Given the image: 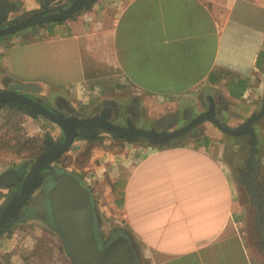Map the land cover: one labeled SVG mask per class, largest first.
Instances as JSON below:
<instances>
[{
    "label": "crops",
    "instance_id": "1",
    "mask_svg": "<svg viewBox=\"0 0 264 264\" xmlns=\"http://www.w3.org/2000/svg\"><path fill=\"white\" fill-rule=\"evenodd\" d=\"M6 1L13 4L6 21L18 19L20 7H42L41 0ZM35 28L0 38V90L40 99L65 116L109 110L114 124L127 117L137 128L170 132L212 102L215 118L233 129L264 102V0H97L29 39ZM26 119L27 135L45 147V137L63 139L46 118ZM253 129L249 183V135H227L206 120L166 144L98 129L76 138L52 166L88 188L96 216L116 218L139 264H264V116ZM31 163L3 170L0 176L16 172L0 179V191ZM51 185L47 175L33 196L40 191L37 199H46ZM48 220L47 233L61 241L46 244L53 250L46 264H54L65 249ZM11 239L23 256L12 263L31 264L32 238L20 231Z\"/></svg>",
    "mask_w": 264,
    "mask_h": 264
},
{
    "label": "water",
    "instance_id": "2",
    "mask_svg": "<svg viewBox=\"0 0 264 264\" xmlns=\"http://www.w3.org/2000/svg\"><path fill=\"white\" fill-rule=\"evenodd\" d=\"M53 1L41 0V10L6 21L8 11L13 9V4L6 0H0V38L37 26L63 22L88 9L93 2V0H71L56 7H49ZM1 103H7L10 107L19 104L25 107L27 115L46 118L61 129L63 139L53 142L50 138L45 137L46 150L34 160L28 169L26 167L19 168L21 182L16 180V192L0 206V234L4 230H9L12 224L19 221L21 210L30 204L35 191L41 186L47 175H50L52 185L46 191V199L51 205L49 206L50 216L63 242L65 252L73 264H139L135 244L131 238L133 245L128 244L120 237L115 238V236L107 241L106 246L102 245V249L93 243L94 220L92 213L93 207L94 211L96 209L90 191L74 175L66 171H58L52 166L59 154L66 151L76 138H90L96 134L98 129H101L112 134L115 138H124L127 141L145 138L152 144H166L170 140L184 136L200 122L206 120L227 135H249L250 152L245 174V181L249 183L252 159L256 153L253 125L264 116L263 102L260 109L252 114L246 122L230 129L215 118L214 105L211 102L206 112L199 114L173 131L165 132L137 128L130 120L126 121L125 126L113 124L109 122V110H104L102 113L88 118L65 116L57 110L46 107L40 99L30 98L13 90H0ZM79 130L81 132L78 133ZM15 172L9 171L0 176V179L15 174ZM250 190L254 192L252 189Z\"/></svg>",
    "mask_w": 264,
    "mask_h": 264
},
{
    "label": "rangeland",
    "instance_id": "3",
    "mask_svg": "<svg viewBox=\"0 0 264 264\" xmlns=\"http://www.w3.org/2000/svg\"><path fill=\"white\" fill-rule=\"evenodd\" d=\"M69 1H71V0H60V1L54 2L51 7H56V6H59L61 4H65ZM93 2L96 3L97 0H93ZM93 2H92V4H93ZM92 4L90 5L89 8H91ZM32 9L33 8H24L23 9V7H20V9L16 11L14 18H20V17L28 14ZM83 11H81V12H83ZM81 12L77 13L76 15H79ZM50 25L45 24L42 26H37L35 29L29 31V32H31L30 37L28 36L29 39H40V38L44 37L45 29L47 28V26H50ZM25 114L26 115H22V116L20 115L19 118L17 117L20 120V122H22L23 126H24V123H26V120H27L26 118L28 116L26 113V109H25ZM15 120H16V117H14V116L10 117V121H15ZM184 124H179L178 126H176L174 128V130L177 129V127L179 128L180 126H182ZM23 128L26 129L27 127H23ZM41 140H42V138H41ZM33 162L34 161H32V163ZM24 163L28 164L30 162L23 160L22 157H20V156L10 155V154L4 153V152H0V173L9 167H16V166H19L21 164L23 165ZM9 192L12 195L14 194L13 191L9 190V191H7V193L0 191V195H3V198L7 199V197L9 196ZM36 194H37L36 196L34 195L35 197L33 196V199H32L33 202L31 201L30 204L28 205V208L25 209V211H24L25 214L23 215V219H21V215H20L19 221L12 224V226L9 229L10 231L9 230L6 231V234H8V236L5 237V239L0 241L1 252L3 253V256H4V260L1 264H14L12 262L15 260V258H17V257L23 258V256L19 257L18 255H16V251L14 249H12L14 246H13V244H11L12 243L11 238L13 237V235L17 232H20V231L22 233L26 234L27 237L29 236L30 238H32L31 242H33V243H32L31 248L33 251L28 254L29 260L28 259L26 260V262L31 261V264H46V260L48 258H50L52 256L51 254L53 253L52 249L50 252H48L45 249L46 247H48L46 244L50 240L53 243H57L56 246L61 245V241H60L59 237H57V236L52 237V235L50 236L47 233L48 229H50L49 228L50 226H48L49 224H47L49 221L47 215H46L44 222L41 220H37L35 218H32V217H27L26 213H34L35 216L36 215L39 217L41 216L40 213H35L36 210L33 208V204H38V203L40 204L41 200L45 202L44 207H46L48 215L50 216L51 212H50L49 206H51V205H49V202L47 201V199L46 200L41 199V198L37 199V198H39L37 196H38V194H40V191H38ZM2 203H0V205ZM37 212H38V210H37ZM92 214H93V220H94V228H92L93 243L97 244V246L100 249H102L101 248L102 245L106 246L107 241L110 238H112L113 236H115V238L120 237V239L128 242V244L133 245V242L131 241L130 236L128 235L127 232H124V230L123 231L116 230V229H118L116 227L114 229V227H113L114 223L113 222L115 221L116 218H113L110 215H106L104 217L96 216V213L94 211V207H93V213ZM21 220H23V221H21ZM50 222L54 226L53 219H51V216H50ZM58 256H60V257H58L57 261H56V259L54 260V264H55V262H56V264H73L69 260L66 252L64 254L58 255ZM50 262L52 263V261L47 260V263H50Z\"/></svg>",
    "mask_w": 264,
    "mask_h": 264
},
{
    "label": "trees",
    "instance_id": "4",
    "mask_svg": "<svg viewBox=\"0 0 264 264\" xmlns=\"http://www.w3.org/2000/svg\"><path fill=\"white\" fill-rule=\"evenodd\" d=\"M57 23L62 21L51 24ZM20 115H26L24 106L16 104L10 107L7 103L0 104V152L20 156L23 160L32 162L46 150V147L41 138L27 135L22 122L18 119ZM11 116L16 117V120L10 121Z\"/></svg>",
    "mask_w": 264,
    "mask_h": 264
},
{
    "label": "flooded vegetation",
    "instance_id": "5",
    "mask_svg": "<svg viewBox=\"0 0 264 264\" xmlns=\"http://www.w3.org/2000/svg\"><path fill=\"white\" fill-rule=\"evenodd\" d=\"M46 107H48V106H46ZM49 108V107H48ZM51 109V108H50ZM129 118H125V120H124V124L123 125H121V126H125L126 125V121L128 120ZM109 122H111L110 120H109ZM111 123H113V122H111ZM114 124V123H113ZM117 125V124H116ZM21 179H22V177L20 178L19 177V179H18V182H21ZM5 181H0V185L1 184H3ZM7 185H10L9 186V190L10 191H13V193H15L16 192V190H17V187H16V181H14V180H11V182H9ZM8 190V191H9ZM44 200H46V199H44ZM33 202V201H32ZM44 205H45V202L44 201H40V204L38 203V204H33V208L36 210V212L35 213H40L41 214V219H45L46 218V215L48 216V212H47V210H46V207H44ZM26 208H28V206L27 207H25L24 209H22V214H21V219H23V215L25 214L24 213V211H25V209ZM37 210H38V212H37ZM27 214V217H33V215H34V213H26ZM21 221H23V220H21Z\"/></svg>",
    "mask_w": 264,
    "mask_h": 264
}]
</instances>
